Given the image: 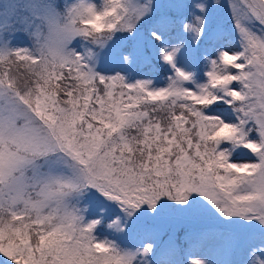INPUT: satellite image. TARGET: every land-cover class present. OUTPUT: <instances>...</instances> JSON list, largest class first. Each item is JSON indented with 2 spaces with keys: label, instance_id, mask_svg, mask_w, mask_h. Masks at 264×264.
Returning a JSON list of instances; mask_svg holds the SVG:
<instances>
[{
  "label": "snow or ice",
  "instance_id": "obj_1",
  "mask_svg": "<svg viewBox=\"0 0 264 264\" xmlns=\"http://www.w3.org/2000/svg\"><path fill=\"white\" fill-rule=\"evenodd\" d=\"M0 264H264V0L0 12Z\"/></svg>",
  "mask_w": 264,
  "mask_h": 264
},
{
  "label": "rangeland",
  "instance_id": "obj_2",
  "mask_svg": "<svg viewBox=\"0 0 264 264\" xmlns=\"http://www.w3.org/2000/svg\"><path fill=\"white\" fill-rule=\"evenodd\" d=\"M14 6H15V0H0V12L4 13L5 15L12 13L14 10ZM236 46H237V41L231 39L229 42V47L235 48Z\"/></svg>",
  "mask_w": 264,
  "mask_h": 264
},
{
  "label": "trees",
  "instance_id": "obj_3",
  "mask_svg": "<svg viewBox=\"0 0 264 264\" xmlns=\"http://www.w3.org/2000/svg\"><path fill=\"white\" fill-rule=\"evenodd\" d=\"M103 0H96L97 4L102 3ZM234 40H236L234 37L232 38ZM15 44H20V45H30V39L24 35H18L15 40H14ZM155 76H157L160 80H163V71L161 70L160 72H157L154 74Z\"/></svg>",
  "mask_w": 264,
  "mask_h": 264
}]
</instances>
